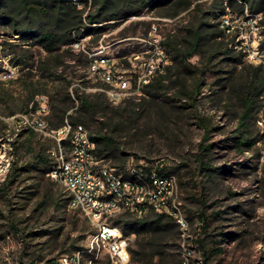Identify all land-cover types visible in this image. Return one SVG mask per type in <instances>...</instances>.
I'll return each instance as SVG.
<instances>
[{"label":"rangeland","instance_id":"374dc122","mask_svg":"<svg viewBox=\"0 0 264 264\" xmlns=\"http://www.w3.org/2000/svg\"><path fill=\"white\" fill-rule=\"evenodd\" d=\"M225 2H72L84 11L73 32L78 50L72 45L58 50L39 34L33 36L35 25L18 11L19 1L0 2V264H50L74 253H81L83 264H112L105 252L97 257L91 251L95 228L69 208L65 190L50 176L56 165L55 142L43 134L30 138L26 130L19 131L13 116L33 111L38 96L33 99L32 94L40 90L48 91L44 96L51 112L58 78L85 82L82 91L87 94L104 92L106 86L88 75L94 54L108 58L116 74L123 68L128 73L132 68L143 74L146 68L153 71L160 62L156 46L164 42L172 44L164 46L171 60L167 79L147 88L141 101H132L143 108L119 118L118 106L108 100L110 110L98 114L87 129L96 134L103 123L119 124L116 128L122 130L113 135L128 161L124 168L105 163L124 177H131L133 169L157 165L178 176L189 226L182 232L174 224L164 236L167 264H264V84L257 89L254 76L260 64L251 63L244 51L247 45L264 57V17L247 9L241 13L237 5ZM227 14L231 31L222 27ZM90 15L96 18L93 24ZM195 32L202 39L189 59L199 69L193 71L184 67L178 50L191 47ZM59 55L61 69H46L43 62ZM11 71L15 77L4 79ZM248 93L253 105L244 118ZM104 131L112 133V127ZM206 146L207 152L202 150ZM200 157L214 171L201 168ZM204 223L208 236L201 247L197 240ZM129 232L130 264H145L134 252L153 233L146 226L130 227ZM163 258L155 257L153 264H164Z\"/></svg>","mask_w":264,"mask_h":264},{"label":"built area","instance_id":"2783aa9c","mask_svg":"<svg viewBox=\"0 0 264 264\" xmlns=\"http://www.w3.org/2000/svg\"><path fill=\"white\" fill-rule=\"evenodd\" d=\"M89 1L93 0H72L77 6ZM222 27L228 31L234 27L228 14L223 16ZM258 27L257 31L260 29ZM258 36L259 39L263 37L261 33ZM72 47L75 50L80 49L77 37ZM245 47L246 58L251 63H264V57L260 58L259 51H251L247 45ZM156 48L160 62L155 71L146 68L143 74L142 70L132 68L133 72L128 73V69L123 68V73L116 74L110 67L108 58L94 54L90 58L88 75L106 86L102 91L107 94L112 104L120 106L128 100L140 101L145 87L160 76L156 73L164 74L171 63L165 47ZM14 77L15 72L11 71L5 74L4 79L11 80ZM2 80L0 76V81ZM74 86L79 87L80 84ZM33 111L13 116V119L18 120L19 131L43 134L57 145L56 165L50 176L65 190L69 208L79 211L95 228L90 245L91 251L97 257L105 252L112 264L131 263L130 248L133 240L113 223L115 218L123 214L141 217L149 211H155L173 218L180 231L187 230L189 219L182 200L180 180L176 174L162 173L164 166L157 165L149 170L133 169L131 177H124L115 167L98 159L95 143L83 125H73L66 120L61 128H52L48 120L50 108L47 96H38ZM50 264H83V256L81 253L67 254Z\"/></svg>","mask_w":264,"mask_h":264},{"label":"trees","instance_id":"16d2710c","mask_svg":"<svg viewBox=\"0 0 264 264\" xmlns=\"http://www.w3.org/2000/svg\"><path fill=\"white\" fill-rule=\"evenodd\" d=\"M3 1L8 0H0V2ZM18 1V11L25 13V19L35 25V29L32 31L33 36H37L39 34L48 44H56L58 50H60L62 47H68L73 44V32L76 30L74 27L83 22L84 11L78 10L76 7H74L72 0ZM225 3L227 5L229 4V6L237 5L241 13H244L245 9H247L251 11L252 14H262L264 17V0H226ZM222 4H224V2H222ZM87 19L89 20L90 24H93L96 21L95 16L91 15L88 16ZM201 39L202 35L195 32L191 47L185 52L178 50V56L182 60V64L186 69L193 71L199 70L197 67L192 66V64L189 62V59L196 52H198ZM163 45L165 47H170L172 44L164 42ZM52 50L53 49L50 48L48 51L51 52ZM62 59L63 56L61 55L53 57L50 56L43 63L46 65V69H55L57 72L63 65ZM88 65H90V59L88 60ZM261 68H264V65L260 64L256 67L254 76V82L257 86V89H259V87L264 84V75L261 77ZM169 69L170 67H168L166 71ZM61 74L66 76V69L61 70ZM166 75L167 74H161L149 85H147L144 89V96L146 95L145 93L147 88H153L156 85L161 86L163 81L167 79ZM54 81H59L60 84L56 86L55 93L51 95L52 104L48 120L50 121L52 128H61L65 124L66 120H69V122H71L73 125L81 124L87 129V127H90L93 124L95 117H97L98 114L105 113L110 110V103L105 92L87 94L84 92L86 91L87 86L83 87V84L85 83L83 81H81L79 87L74 86V83L72 81H68L67 78H58ZM82 89H84V91H82ZM45 94H48V91H36L32 94V98L34 99L36 96H44ZM184 94L187 95L186 92H184ZM249 94L250 93L244 97V105L246 108L244 118L249 115L248 112L252 109L253 105V96ZM192 98L193 97H191V99ZM192 100L194 101L195 98ZM132 101L135 100H128L124 104L114 108L115 111L119 113V118H122L125 115L132 116V113H135L136 110L143 108L142 104H139L140 102L134 103ZM76 103H78L77 107ZM127 104L129 105L124 107ZM103 125L104 129L109 126L112 127V133L111 131L109 133H105L104 129H102L95 134L90 133V131L87 129L91 140L95 143L96 155L98 159L103 160L106 163L113 162V165L120 164V168H124L128 161L129 155L121 150V143L113 135V133L118 131L119 128L116 127H118L119 124L109 125L108 123H103ZM119 130H122V128ZM34 135L35 134L33 132L29 133L30 138H33ZM209 147L210 146L203 147L202 150L207 152L210 149ZM199 162L201 164V168L206 169V171H214V169H211L209 166L205 165L203 158L200 157ZM146 169L149 170L150 168ZM161 172L173 173L171 168L167 166L162 168ZM200 219L205 222L204 215H201ZM113 223L118 225L125 235L130 234V227L146 226L148 230L153 233L151 235L152 237L149 239L145 238L143 239V242L141 241L138 243L140 249L134 253L137 254L140 257V261H143L145 264H153L155 257H162L165 255V258H163L164 264H167V247L164 244L163 238L170 232L174 224L177 225L173 218L164 214L156 213L155 211H149L147 214L141 217L135 216L133 214H123L115 218ZM160 232L162 233L161 235ZM207 236V226L205 224L203 233L197 240L201 247H204ZM130 252L132 255L133 250L131 248Z\"/></svg>","mask_w":264,"mask_h":264}]
</instances>
